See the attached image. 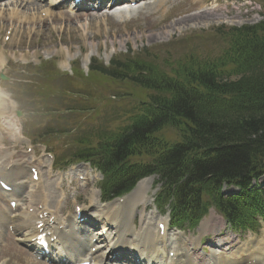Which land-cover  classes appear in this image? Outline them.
Wrapping results in <instances>:
<instances>
[{"label": "rangeland", "instance_id": "obj_1", "mask_svg": "<svg viewBox=\"0 0 264 264\" xmlns=\"http://www.w3.org/2000/svg\"><path fill=\"white\" fill-rule=\"evenodd\" d=\"M13 1L19 3L21 7L14 6ZM166 1L158 2V0H154V3L149 2L145 7H150L152 4L154 6L147 9L140 8L145 2L142 1L140 5L137 4L131 7V11L127 9L126 4L122 5V9H125V16L121 14V11L119 12L120 8H115V10L112 8L114 11L108 12L112 13L105 16L107 9L98 13L91 12L89 9L72 12L66 7L56 10V13L52 12V17H44L41 14L40 6L36 4L37 7L33 5L31 9L28 0L25 1L29 2L27 6L26 3L22 4L24 7L20 5L21 0H0V53L6 60L5 64H8L7 66L4 64L3 68L5 69L3 72L8 75L7 81L0 78V85L4 96L10 97L17 103L14 109H11L10 104H5V116L15 121V127L18 131L32 139L34 143L29 141L34 147L41 143L47 144L48 150L55 155L56 162H58V159L63 155L68 157L77 150L74 146L80 136L96 131L108 120L105 127L111 126L110 121L115 120L113 116L117 112L122 113L124 110L118 102L119 97L116 96L117 92L113 90L112 85L104 88L94 83H86L89 90H94L91 93L82 84L86 73L92 67L91 65L98 63L108 65L115 57L128 53L129 50L134 51V53L148 50L151 55L155 54L159 59L168 58L171 59L170 61H174L191 46L203 48L205 42H219L221 40L219 37L215 36L216 38H213L210 35L212 28L215 29L222 25L238 27L254 25L264 18V0ZM46 3L41 4L45 5ZM155 5L162 6L157 8ZM13 11L20 12L21 16L11 18ZM67 12L81 16L69 18L64 14ZM61 13L64 14L62 17ZM56 14H58L57 17ZM112 14L115 15V19H110ZM10 23L16 29L14 33L13 31L10 33L11 39L5 44L4 39L8 37L6 35L8 28L2 27ZM40 63L47 66V69L43 72L38 70L40 66L37 65ZM52 65L54 67H50ZM75 68L82 70L85 76H82ZM3 69H0V72ZM50 70L57 73L55 78H52L53 74L47 73ZM65 73L72 74V85L69 82L70 80L68 81L65 77ZM20 79L22 81L18 82ZM78 80L81 81L77 82ZM15 81L22 83L25 89H19V86L15 85ZM86 81H89V79H86ZM43 83H51V89L53 90L51 91L48 88L47 93L44 94L46 98L41 96L39 92L45 87ZM98 92L105 98L101 103H97ZM50 94L52 95L50 96ZM119 94H122V91ZM120 102L122 103L121 98ZM9 103L15 102L11 101ZM76 105H81L79 108H85V106L88 108L86 110L81 109L83 111L71 110V108H78L75 107ZM57 108L58 110L54 111ZM94 108L99 111L98 114ZM60 110L64 112H60ZM18 111H22L23 115L21 117L18 115ZM1 117L2 115H0ZM0 125V130L8 129L3 117ZM10 126L12 127V125ZM30 134L43 136V139H35ZM2 136L0 131V137ZM8 143L10 149L18 147L22 162L30 159L29 156L24 154L25 144H17L11 136L8 138ZM37 147L39 149L42 146ZM41 151L42 148L38 153H41ZM68 161L63 160L66 164ZM85 163H70L66 174L57 172V174L51 175L50 166L47 164L44 167L43 176L47 183L43 184L46 188L45 193L48 190L50 192V189L52 191L49 194V197L52 198H49L50 206L55 207V205L57 206L55 203L59 202L60 205L64 204L65 210H68L75 207L78 202L86 205L92 201L93 194V211L96 214L97 210L104 208L106 205L117 206V203H119L118 197L107 202L103 200L99 188L102 177L95 168H92V171L89 172L87 181L79 179V175L84 176L81 171H89L88 168L86 169ZM74 166L77 167L76 170ZM18 173L15 174L21 175ZM73 179H77L78 182L76 181L75 187H69V182ZM157 180L155 175L145 177L140 180L131 193L122 196L130 200L131 196H137L140 193L144 195L145 198L136 197L144 199V205L136 208L133 215L135 225L139 229L143 224L146 226L149 223L152 229L153 227L156 229L158 221H168L170 219L168 213H161L157 210L155 204L149 203V200H153L155 197V183ZM261 183H264V178ZM237 191L232 187L224 188L226 195H231ZM3 198L0 193V211L6 217V219L0 220V262L5 261L4 264H45L37 261L28 252L27 243L22 240L23 233L10 229L12 225H8L7 215L10 216L11 214L8 209V199L3 200ZM93 204L91 203V205ZM20 207L21 211L19 213L24 209L23 206ZM168 209V205H165L164 212ZM213 212L218 220L211 223L201 233L202 222L205 219H210ZM5 220L8 221L5 222ZM209 221H212V219ZM202 222L193 230L185 229V233L189 247L193 251V256H196V252L199 253V251L192 249L196 247L205 255L204 263L210 262L208 256L213 254L214 251L219 252L226 249L229 253L237 251L238 246L246 248L248 245H256V242L253 241V244L250 242L253 239L252 237H255L257 241L264 240V225L261 223L255 232L239 235L228 228L226 221L215 210L210 211ZM26 230L22 232H26ZM167 231L169 237L176 233V229L173 228H169ZM197 238H199V241L195 244L194 241ZM218 240L223 246L211 248V245L208 244L209 242L217 243ZM254 264L264 263L257 262Z\"/></svg>", "mask_w": 264, "mask_h": 264}, {"label": "trees", "instance_id": "obj_2", "mask_svg": "<svg viewBox=\"0 0 264 264\" xmlns=\"http://www.w3.org/2000/svg\"><path fill=\"white\" fill-rule=\"evenodd\" d=\"M210 35L221 40L174 61L145 50L93 66L92 77L130 98L80 156L104 171L110 195L159 176L157 202L170 205L178 226L197 225L215 208L230 224L254 228L264 218V187H252L264 175V18ZM224 185L241 192L225 196Z\"/></svg>", "mask_w": 264, "mask_h": 264}, {"label": "bare ground", "instance_id": "obj_3", "mask_svg": "<svg viewBox=\"0 0 264 264\" xmlns=\"http://www.w3.org/2000/svg\"><path fill=\"white\" fill-rule=\"evenodd\" d=\"M15 1H20V0H15ZM25 1L26 0H21L20 5L26 3V6H27L30 2V6H31L30 8L31 9H32L33 5H35L36 7H37V5L40 6V9L44 8L43 11L48 9L49 12H48V10H47V12H48L49 17H52L51 16L52 12L56 13L55 9L50 8V4L48 5V3H47L45 5H42L41 0H33V1L28 0L29 2H25ZM58 1L59 0H52V3H55ZM119 1H121V0H119ZM119 1H117L112 6L110 4L109 7H110V9L113 8L114 10H115V8H117V9L120 8L119 12L121 11V14L123 16H125L124 10L122 9V5L124 3L118 4ZM132 1H134V0H129L128 2H132ZM153 1L154 0H148V2H145L144 6H141L140 8L143 9V7H144V9H147V8L154 6V4H152V6L149 5L150 7H145L149 2L152 3ZM162 1L163 0H158V2H162ZM123 2H127V1H123ZM13 5L19 6V3L17 4L14 2ZM46 5H47V8L44 7ZM22 6L24 7V5H22ZM63 6L64 5L60 6L59 8H62ZM161 6H156V7L161 8ZM19 7H21V6H19ZM139 11H140V9H139ZM111 13H108V14H111ZM64 14H66L67 17H69V18H71V17L77 18L76 16H78V17L81 16V15H77V14H70L68 12L64 13ZM64 14L61 13V17ZM108 14H105V16ZM57 15L58 14H56V17H57ZM91 16H93V15H91ZM61 17H59V18L61 19ZM110 19H115V15L114 14L110 15ZM122 19H124V18H122ZM0 57L3 60L5 59L1 53H0ZM0 65L2 66L1 63H0ZM8 100H6V97H2L1 93H0V112H4L5 104L8 102H11ZM10 105H11V107H16L15 103H10ZM4 153H5L4 151L2 152V150H0V155L4 154ZM2 159H3V156H0V160H2ZM0 164H4V163L0 162ZM9 164H10V161L7 163V165H9ZM16 172H19L18 174H21V175H16L15 174ZM3 176L8 181H10L12 183L20 182L19 184L22 187L20 194L18 196H14L13 194H11V193L9 194V193L0 189V193L5 198V199L3 198V200L8 199V201H10V199L16 198L18 201V206L16 207V211L12 210L10 206L8 207V209L11 213L10 216L7 215L8 219H9L8 225H13L14 230H17L20 232L27 229L28 233H29L30 230L38 229L35 226V224L40 223V222H43L44 224H48V222H51L49 218L55 214V216L53 217V220L51 222V225H49V229H47V230L52 231L53 234H55L56 231L58 229H60L61 227H60V221L58 219V216L56 215V212H49V211H51L50 208H52L51 206L49 208V205H50L49 198H51V197H49L50 196L49 194L52 193L51 189H50V192L48 190V192L45 193L46 188H44V186L41 184V181H40V183L33 182L31 180L29 173L24 170L23 165L15 166L8 173H7L6 168H5L3 171ZM41 178H42V175H41ZM26 196L28 199L26 198ZM137 196H139L140 198H144V195L141 193H140V195L138 194ZM137 196H131L133 199L131 198L130 202L128 204L112 206V207L107 206L106 209L98 210L97 214H94V211L92 210L89 213V216L92 217V219H93L92 221L90 220L91 223L94 224L95 228H96V226H95L96 224H101L104 228L105 222L109 221L110 225L113 226L112 229H113L114 238H112V243H114L115 245H121V246H131V247H134L137 249H143V250L147 251L148 254H145L143 252H139V253H141V258L145 259L148 264H166V260L168 258L170 251H173V252L175 251L174 255L177 256L176 264H196V262H194L192 260V258L190 257V254L188 252V244L186 243V241L184 239L179 238V239H177L176 242H173V243L168 245V243L166 241L169 240L171 242V240L168 238L169 235H167L166 240H162L159 237V234H160L159 231L156 233L154 230H151L150 226H144L139 231H137V227L135 226L133 215L135 213L137 206L144 205V199H138V198H136ZM92 197L94 198V194L92 195ZM93 198H91L92 201H94ZM91 203L93 204V202H90L89 204L91 205ZM149 203L153 204L152 199L149 200ZM23 205H25V207H24V209H22L23 211L19 213V211H21L20 206H23ZM31 208H33L34 211L36 209L35 214H31V212L29 211ZM8 209H6V210H8ZM13 212H15V213H13ZM46 213L50 214L49 218H46V216H47ZM212 214L213 215H211L210 219H206L202 223V227L200 229L201 233H203V231L205 229H207L211 225V223H213L215 220H218L215 213H212ZM34 215H36L38 218L36 219V218L32 217ZM4 219H6L5 214L4 213L2 214L0 211V220H4ZM211 219H212V221H209ZM7 221L8 220H5V222H7ZM113 221H116V224L112 225ZM75 223H76L75 221L69 219V220H67V223L65 224L64 228L62 230H58V234H59L58 242L62 240L64 242L68 243L69 244V250L72 253L71 257H73V258L75 257L76 259H78V260L80 259V261H81V259H83L84 257H93L94 256V254L89 253V242H92L94 238H93V235L91 234V231L88 232L86 230L88 228L87 226H89V225L85 226L83 224V225H81L82 228H77V227H75ZM102 226H100V228ZM27 230H26V232L25 231L23 232L24 236L27 233ZM133 235H137L135 239L132 238ZM252 238L253 239H251L250 242H252V244H253V241H254V242H256V245H254V244L251 246L248 245V247H246V248L238 247L236 252H233L230 254H225L224 250L221 251L219 254H217L215 251L213 254L214 258L216 259L214 264H244L248 261V259L250 260L252 258L264 257V240L257 241V240H255L256 239L255 237H252ZM195 244H196V241H195ZM218 244H219V242H218ZM28 246L30 247V245H28ZM35 247L38 248V246H36V245H35ZM101 253H102V250H99L96 253L99 255V258L96 260L95 264H103L102 262H104L106 260L107 257L104 259V255H102ZM244 253H246V257L243 256ZM249 253H251V254L248 255ZM199 264H203V263H199Z\"/></svg>", "mask_w": 264, "mask_h": 264}]
</instances>
